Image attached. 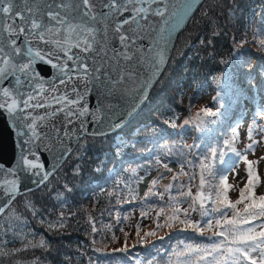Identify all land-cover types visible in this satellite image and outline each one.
Returning <instances> with one entry per match:
<instances>
[{
  "label": "snow or ice",
  "instance_id": "1",
  "mask_svg": "<svg viewBox=\"0 0 264 264\" xmlns=\"http://www.w3.org/2000/svg\"><path fill=\"white\" fill-rule=\"evenodd\" d=\"M199 2L202 4L204 0ZM192 3L193 0H183L177 7L172 0H0V118L11 122L19 141V159L15 166L0 163V177H3L0 179V219L19 203L20 185L23 184L27 191H32L29 185L37 188L46 186L58 171L57 166L67 163L73 143H78L81 138L111 137L114 151L124 147V141L131 138L130 132L137 130L129 128L139 111L136 104L147 98L145 93L153 78L162 74L172 33L188 15ZM221 19L227 24H232L235 19L241 25L242 35L239 41L233 37V43L242 48L249 43L251 35V42L264 50V27H260L258 32L253 30L255 12L250 18L243 15L236 18L235 10L231 8L223 17L207 16L208 35L200 40L203 48L213 49L217 38L226 34ZM261 24L264 25V13ZM206 55L214 58L209 52ZM46 68L55 71L49 73ZM93 93L96 105L90 108L88 97ZM129 97L132 103L126 107L125 101ZM201 111L204 116L215 115L210 108ZM197 118L200 119L199 115ZM253 131L264 139V106L249 127L251 143L245 152L261 142L253 138ZM117 137L120 143L116 142ZM235 139L234 133L226 146L240 157L242 153L233 147ZM44 152L52 156L50 168ZM244 159L248 164V179L246 191L241 190L240 199L233 203L225 197L220 201L223 209H207L203 201L212 198L213 188H216L217 199L221 191L218 186L209 184L208 195H199L202 216L209 217L218 212L224 221L223 224L221 219L215 221L220 231L214 233L223 239L208 237L210 246L196 249L205 253L200 258L202 264H264V194L256 197L253 191L254 162L247 161L246 156ZM163 167L171 171L167 164ZM173 180L177 181L178 176L174 174ZM206 182L201 176V189ZM151 183L155 185L157 181L152 180ZM177 187L183 188L184 185ZM172 188L170 183L166 191ZM69 191L65 186V193ZM150 195H155L151 188L145 193V198ZM180 195L188 197L191 193L180 192ZM160 198L163 199V193ZM245 199L248 203L244 204L241 215L236 211V205ZM196 202L193 199L190 204L193 211ZM16 211L19 213V209ZM229 211L232 212L230 219ZM25 212H30L33 217L42 215L30 201L25 205ZM184 214L185 219L179 222L203 234L200 223L191 221L188 209H184ZM22 215L15 217L19 222L15 230L12 224L4 228V235L11 232L13 239L8 241L0 237V256H13L29 247L46 249V244L41 241L6 251L8 244L15 242L22 231L20 224H27L21 219ZM63 219L61 210L60 227ZM204 223L209 229L213 227L212 219H205ZM50 227L56 225L50 224ZM92 231H96L95 227ZM146 235H155V232ZM114 251L128 253L127 243ZM31 264H44V258H35ZM62 264H70V258L65 256ZM128 264H133V261L128 260ZM134 264H141L139 257L134 258ZM147 264H152V261L147 260Z\"/></svg>",
  "mask_w": 264,
  "mask_h": 264
},
{
  "label": "trees",
  "instance_id": "2",
  "mask_svg": "<svg viewBox=\"0 0 264 264\" xmlns=\"http://www.w3.org/2000/svg\"><path fill=\"white\" fill-rule=\"evenodd\" d=\"M229 8L235 10L236 18L242 15L250 18L255 12L253 30L258 32L260 27H264L261 24L264 0H204L199 11L179 34L167 66L144 106L131 120L129 128L137 130L130 132L131 138L124 141V147L114 151L111 137L81 138L67 158V163H63L50 177L46 186L21 194L13 211L0 219V237L8 241L13 239L12 233L4 235V228L12 224L15 230L19 223L15 217L20 214H23L21 219L27 221L26 225L20 224L22 231L15 242L8 244L6 251L41 241L47 246L46 249L29 247L13 256H0V264H15L16 261L31 264L38 257L44 258V264H62L65 256L70 258V264H128V260L134 264L136 257H139L141 264H147V260H151L152 264H166L171 260L173 251L184 242L185 247L189 244H196L201 249L210 246L211 241L193 227L180 223L178 228L166 229L168 226L161 223L164 218L158 214L163 215L165 206L174 203L172 200L168 204L156 200L161 193L167 197L169 191L156 183L153 189L155 195L145 198L144 192L139 197L138 184L154 169H158L153 177L156 181L171 174L174 170L168 166L171 169L169 172L163 165L175 162L179 167L174 172L178 180H173L172 194L179 189L178 185H189L192 180L186 193L190 191L194 195L202 193L207 196L209 184L214 185L216 181L218 183L214 186H221V200L225 197L230 200L227 197V183L225 180L222 182L221 177L224 178L244 160L226 145L235 133L233 147L239 151L237 140L239 137L241 140V125L250 116L249 125L252 126L256 113L264 106V50L251 42V35L248 37L249 43L242 48L233 43V37L239 41L243 32L235 19L232 24L221 19L226 34L217 38L213 49L206 50L201 46L200 40L208 35L207 16L223 17ZM206 52L214 58H210ZM207 96L210 98L207 99ZM247 101L251 103L248 107L244 105ZM199 104L202 109L210 108L215 115L204 116L202 109L195 110ZM116 142H121L119 137ZM189 145L197 147L190 149ZM185 165L188 166L189 177H194L190 181L179 178ZM202 165L208 167L202 168ZM253 166H256L255 162ZM198 173L205 174L207 182L203 189L198 182ZM65 186L70 189L67 193ZM215 192L216 188H213L212 198L203 201L205 208H224L222 204L221 208H216L213 203L217 199ZM193 196L187 197L190 204ZM29 201L42 215L33 217L30 212H25V205ZM178 202L181 207V199ZM182 208L181 211L188 209L191 221L199 222L202 228L205 224L201 223L206 218L220 217L218 212L203 217L197 204L194 211L190 205ZM16 209H19V213ZM61 210L64 214L62 227ZM231 217L232 212L229 211L228 218ZM147 221L156 222L153 230L146 228ZM158 223L160 227H157ZM50 224L56 227H50ZM93 227L95 232L92 231ZM163 228L162 232H156ZM136 229L140 230L131 236L132 241H127L125 232ZM213 230H216L215 226ZM151 232H155V235L146 237ZM220 239L215 237L214 240ZM125 242L128 253L114 251L123 247ZM148 244L150 246L146 247ZM203 255L205 253L197 252L193 264H202L200 258ZM188 257L193 259L192 255ZM177 259L176 264L187 262L183 255Z\"/></svg>",
  "mask_w": 264,
  "mask_h": 264
},
{
  "label": "rangeland",
  "instance_id": "3",
  "mask_svg": "<svg viewBox=\"0 0 264 264\" xmlns=\"http://www.w3.org/2000/svg\"><path fill=\"white\" fill-rule=\"evenodd\" d=\"M208 98H210V96H207V99ZM258 101L260 102V99ZM262 102H264V100H262ZM201 104L197 105L198 108H196L195 110L202 109ZM244 105L245 106L247 105V107H248L251 105V103L249 104L247 101L246 103H244ZM207 106H209V105H207ZM206 108H208V107H206ZM249 122H250V116H248V118L243 122V125H241V126H243L242 131L240 132L241 140H240V137H239V140H237V148L242 153L241 156H242V160H244V161L241 164H239L233 171L228 172V174H226L224 177V180L226 181L227 187L229 189L227 191V197H228V199L230 198V200H228V201H231L233 203H235L236 200L240 199L241 190L246 191V185H247V179H248V177H247L248 164L245 162L244 156L247 157V161H251V162L256 163V166H253V168H252L253 176L255 177V179L253 181V185H254L253 191H254L256 197H259V195L264 194V159H260L261 157H264V139H262L261 134L257 133L256 131H253V133H252L253 138L256 140H259L261 142L254 144L253 148L251 150H248L247 152L244 151V149L247 147V145L249 143H251V140H249V138H248V130H249V127L251 126V125H249ZM241 126H240V128H241ZM186 139H188V137ZM168 166L171 169H173L174 171L171 174H169V175L165 176L164 178L157 181V184L161 185L163 187V189H165V190L170 183L173 184L174 172L176 171V169L179 168L178 164L175 162H169ZM202 168H205V167H203V165H202ZM157 171H158V169L151 170L149 174L144 176L146 183H147V184H143V188L145 187V190H144L145 193L148 191L149 188H151L152 192H153L154 185H152L151 181L155 179V178L153 179V177L156 175ZM204 175L205 174L198 173V176H197L199 178L198 182L200 181L201 176L204 177ZM189 176L190 175H189L188 166L185 165L184 169L181 171V174H179V178H181L183 180H187V179L189 180L193 177V176L192 177H189ZM261 179L263 180L262 182H261ZM191 183H192V180L190 181L189 185H186L185 183L180 184V185H184V187L176 189V192L174 194L171 193L172 189L168 190L169 194L167 197H163L164 200L161 199L160 197L156 200L157 202H160L161 200H162V202L165 201L166 204H168L172 200L171 202L174 203V205L165 206V210L163 212L164 213L163 215H161L160 213L158 214L160 217L164 218L161 221V223L164 222L168 226L166 229H170V228L175 227V226H176V228H178L180 226L179 221L185 219V214H184L183 208L188 207L190 205V201L187 197L181 196L180 192L186 193V191L190 188ZM216 183H218V182L214 181V185ZM258 183H261V184L258 185ZM143 188H142V190H143ZM219 188H221V186H219ZM144 192L143 191L139 192V197H141L144 194ZM191 195L193 196L194 194L191 193ZM199 195H200V193H197L193 196V199H196V201H197L196 202L197 205L201 204V200L199 199ZM172 197H174L175 199H171ZM179 199H181V202H182V204H181V207H183L182 211L180 210L181 207L178 204ZM214 200H215L214 204L216 205V208H221V204H222L220 202L221 198L220 199H214ZM245 203H248V201L246 199L242 203L237 204L236 205V211H239L241 213ZM222 206H223V204H222ZM177 209H179L178 212L176 211ZM174 216L176 217V219H171ZM206 219H210V218H206ZM217 219H221V221L223 220L220 217H215V216L212 217L213 226L216 227V230H213V227L211 229H209L205 223H201V225L205 224V226L203 227V234L202 235L207 237V239H208V237H212V239L214 240L215 237H217L214 235V233L219 231V227H220V226L215 225V221ZM146 224H147L146 228L149 231H151L154 229L156 222L148 223V221H147ZM158 224H160V223H158ZM176 224H178V225H176ZM139 230L140 229H136L134 231H126L124 234L125 239L127 241H129V240L132 241L131 236L134 234V232H137ZM163 230H164V228L159 229L156 232L160 233ZM146 237H148V235ZM218 238L223 239L222 237H218ZM143 242L144 241H142V243ZM184 243L182 245H180L179 247H177L175 251H173V255L170 258L171 260L166 264H176V261L178 260L177 258L182 257V255L187 258V262H185L183 264H193L194 260L196 259V254H197L196 249L198 248V245L189 244L188 246H191V249H189L188 246L187 247L183 246ZM148 246H150V244L146 245V247H148ZM186 253H189L188 256L192 255L193 259H189L190 257H188L186 255Z\"/></svg>",
  "mask_w": 264,
  "mask_h": 264
},
{
  "label": "water",
  "instance_id": "4",
  "mask_svg": "<svg viewBox=\"0 0 264 264\" xmlns=\"http://www.w3.org/2000/svg\"><path fill=\"white\" fill-rule=\"evenodd\" d=\"M172 3H174L177 7H180V4L183 3V0H172ZM200 5L201 3L199 2V0H193L192 7L188 15L184 17V19L181 21L179 26L172 33L171 39L167 45V52L165 53L166 62H165V65L162 67V73L167 66V63L170 59V56L172 54L173 48L175 46V43H176V40L179 34L186 28L189 21L191 20V18L197 11V7H200ZM45 71L52 73L55 70L46 68ZM161 75L162 74H159L158 76L153 78V83L149 85V88L147 92L145 93L147 98L144 100H141L139 103L136 104V108H138L139 111L144 106L145 102L147 101L151 93V90L153 89V87L157 83L156 81L159 80ZM45 87L46 88L48 87L47 83H45ZM88 99H89L90 108L95 107L96 105L95 93H93L90 97H88ZM131 103H132V100H131V97H129L128 100L125 101V106L126 107L129 106ZM133 111H135V109H133ZM139 111L136 112L135 116L139 113ZM125 119L127 120L128 117H125ZM16 132L17 130L11 125L10 121L5 120L4 118H0V163L5 164L6 166L10 163L13 164V166H15V161L19 159V141H18ZM76 145L77 143H73L72 150L75 148ZM44 156L49 161L48 167L50 168L52 165V156L48 152H44ZM57 167L59 169L61 165H58ZM0 179H3V177H0ZM20 187H21V194L30 192V191L24 190L23 184H21ZM29 187H31L32 191L38 189L35 185H29Z\"/></svg>",
  "mask_w": 264,
  "mask_h": 264
}]
</instances>
